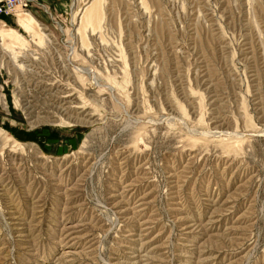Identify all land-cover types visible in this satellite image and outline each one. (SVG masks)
Listing matches in <instances>:
<instances>
[{
    "label": "rangeland",
    "instance_id": "374dc122",
    "mask_svg": "<svg viewBox=\"0 0 264 264\" xmlns=\"http://www.w3.org/2000/svg\"><path fill=\"white\" fill-rule=\"evenodd\" d=\"M19 1L0 264H264V0Z\"/></svg>",
    "mask_w": 264,
    "mask_h": 264
},
{
    "label": "bare ground",
    "instance_id": "6f19581e",
    "mask_svg": "<svg viewBox=\"0 0 264 264\" xmlns=\"http://www.w3.org/2000/svg\"><path fill=\"white\" fill-rule=\"evenodd\" d=\"M104 2V0H91L89 4H87V6L82 12L80 20L79 30L81 32H84L87 28H91L93 31L101 30L102 22L105 15ZM17 9H20V7ZM17 19L19 25L21 27L27 28L31 34L38 35L41 32L40 25L32 17L31 14L27 12H18ZM42 34L45 38L46 35L44 33ZM0 36L2 38L1 42H3L2 48H7L5 45H8L11 47H18L15 50L18 49L19 51V47L21 45H24L22 36H20L16 31L3 24H0ZM84 39H86V37H84ZM7 42L9 44H7Z\"/></svg>",
    "mask_w": 264,
    "mask_h": 264
},
{
    "label": "built area",
    "instance_id": "2783aa9c",
    "mask_svg": "<svg viewBox=\"0 0 264 264\" xmlns=\"http://www.w3.org/2000/svg\"><path fill=\"white\" fill-rule=\"evenodd\" d=\"M21 2L19 0H3L0 4V11L14 12L17 8H21Z\"/></svg>",
    "mask_w": 264,
    "mask_h": 264
}]
</instances>
